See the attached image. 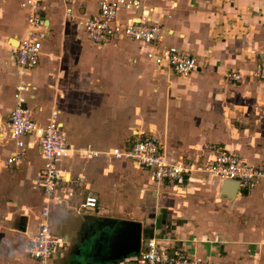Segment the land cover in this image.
<instances>
[{
  "label": "crops",
  "instance_id": "1",
  "mask_svg": "<svg viewBox=\"0 0 264 264\" xmlns=\"http://www.w3.org/2000/svg\"><path fill=\"white\" fill-rule=\"evenodd\" d=\"M22 1L0 0L3 157H9L15 149L7 122L16 106L15 91L21 77L34 86L28 102L36 122L47 124L56 111L57 121L73 149L99 152L97 158L74 156L60 163L81 191L64 206H51L52 231L59 238L71 225L76 233L86 227L90 232L85 233V240L84 233H78L80 238L74 248L72 240L76 233L70 237L63 235L66 243L50 264H84L88 260L107 264L103 258L108 250L103 247L106 241L103 240L100 252L90 243L92 238L99 237L92 235L96 225L107 221L118 223L121 230H126L121 221L134 223L130 225L133 233L127 237L130 246L140 224L141 246L154 239L181 247L204 264H212L214 255L222 257L215 251L229 248V242L236 243L230 246L235 252L230 255L237 256L243 248L238 242L241 235L248 248L258 245L264 249V177L255 189L239 190L235 198L227 199L221 193V179L193 173L183 184H156L150 181L146 170L110 154L113 148L126 149L134 141L157 133L170 162L211 163L215 149H223L243 157L264 173V83L235 82L226 76L229 70L249 72L256 66L259 53L264 52V0H141L150 10L152 21L163 28L160 45H176L195 55L198 70L187 80L147 58L148 52H153L152 46L124 39L104 45L86 40L84 30L70 20L67 9L72 8L75 19L85 20L98 13L100 0H73V6L63 0H47L40 14L46 19L50 39L44 44L39 66L22 76L13 54L28 28V10L20 7ZM136 15L121 10L119 19L125 22ZM67 31L71 38L80 35L86 42H61ZM137 123L142 127H137ZM26 141L24 161L13 167L19 169L12 177L15 190L9 193L15 205L6 204L8 211L0 222L5 229L19 218L18 227L13 229L16 235L12 237L22 244L37 232L40 212L46 206L45 198L33 186L43 164L40 151L35 140ZM211 146L215 149L208 150ZM155 189L177 194L158 198ZM89 192L98 197V212L76 215L71 209L78 203L76 197L82 201ZM165 198L173 204L169 210L182 206L187 213L184 217L169 218L162 229L158 226L165 225L164 222L154 223L155 216L151 213L150 218L143 208L151 205L159 209L160 199ZM106 209L119 213L105 216ZM120 211L130 215L120 217ZM241 219H245L243 225L234 223ZM180 225L191 227L189 235L175 233ZM4 232L0 239L6 238ZM1 245L7 246L0 258L12 257L8 244ZM21 254L18 250L11 261L40 264ZM223 262L227 264L221 258L220 264Z\"/></svg>",
  "mask_w": 264,
  "mask_h": 264
},
{
  "label": "built area",
  "instance_id": "2",
  "mask_svg": "<svg viewBox=\"0 0 264 264\" xmlns=\"http://www.w3.org/2000/svg\"><path fill=\"white\" fill-rule=\"evenodd\" d=\"M47 0H23L20 7L28 10L26 16L27 32L13 50L14 61L23 76L39 66L42 50L50 39L46 19L40 14L41 6ZM72 5L73 0H63ZM98 13L85 19L77 20L83 27L87 39L95 44L104 45L117 40H130L154 47L152 59L159 67L169 68L181 80L189 79L198 70V61L192 51L176 45H160L163 28L150 18V10L141 0H100ZM73 6V5H72ZM121 10L136 12L135 17L122 22ZM70 19L72 8L67 9ZM227 78L235 82L256 81L264 83V52L259 53L256 66L249 72L229 70ZM34 86L20 78L16 86V106L11 111L7 126L15 149L3 162L10 169L23 163L28 150L27 138L35 140L40 157L41 169L33 182L34 188L41 192L46 200L39 215L37 232L27 240L26 252L29 258L40 264H50L53 256L63 245L51 228V206H64L74 195L80 194V186L72 181L60 168L64 159L74 156L83 159L97 158L99 152L92 149L75 150L68 143L65 131L57 121L58 112H52L50 121L40 125L33 119V110L28 102ZM117 160H129L136 167L146 170L152 183L183 184L193 173L203 174L208 178L232 180L239 183V190L255 189L264 173L262 169L250 165L243 157L223 151L214 153L211 163L197 164L184 161H168L161 142L154 135H147L134 141L126 149L113 148L110 151ZM99 200L94 193H88L83 200L73 207L76 215H93L98 212ZM120 264H204L197 256L178 246L159 243L154 239L142 245L139 252L127 257Z\"/></svg>",
  "mask_w": 264,
  "mask_h": 264
},
{
  "label": "rangeland",
  "instance_id": "3",
  "mask_svg": "<svg viewBox=\"0 0 264 264\" xmlns=\"http://www.w3.org/2000/svg\"><path fill=\"white\" fill-rule=\"evenodd\" d=\"M72 22L74 23H78L77 22V19H70ZM82 27V26H81ZM83 29V27H82ZM69 31H67V34H65L63 36V38L60 40L61 42H64V43H67V42H78V43H82V41L86 42L87 37H86V40L80 36V35H77V36H73L74 38H71V35L72 34H68ZM89 41V40H88ZM152 51L154 52V49H152ZM150 52H148L147 54V58L149 59H152V56L153 54H149ZM98 56L96 55V58ZM98 59V58H97ZM154 61V60H153ZM155 62V61H154ZM96 63V62H94ZM94 63H91L92 66H94ZM134 63V62H132ZM156 64V63H155ZM114 67V66H113ZM119 67V66H117ZM130 70V69H129ZM150 109V108H147V110ZM149 114V112H148ZM140 115V114H139ZM145 116V114H143V117ZM137 127H142V124H139L137 123ZM150 127V126H149ZM157 134V133H156ZM155 134V136L157 137V135ZM158 138V137H157ZM158 140L160 141V139L158 138ZM215 148H212L211 147H208V150H213ZM206 150V151H208ZM225 150L223 149H215V152L214 153H218V152H223ZM6 157H3V152L0 151V222L2 220V215L5 214L6 215V212L8 211V208H6V204L7 203H12L13 204L15 203L13 199L9 198V193L10 192H13L15 190V187L13 186V183L12 182V177L13 175L15 174V172H17L19 169L17 168H12V169H6L5 166L2 164L3 161L5 160ZM148 181V180H147ZM261 183V182H260ZM259 183V184H260ZM154 186V185H153ZM156 188V187H155ZM168 193V194H166ZM155 194L156 196L159 198L161 196H173L174 194H177V193H174L173 191L171 190H167L166 191H163L161 190L160 192L157 191L155 189ZM76 201L79 203L81 201V198L80 197H76ZM179 202V201H178ZM15 205V204H14ZM173 204L170 203V200H168L167 198H165L164 200H161L160 199V203H159V209L155 206V208H153V206L149 205L146 209L143 208V211L144 213H149V217L152 218V214L155 216L153 217V220H154V223H157L160 221H163L165 225H161V226H158L162 229L166 228V224L168 222H170L169 218H174V217H184L183 214H186V210H183V207L182 206H177L175 207L174 209H171L169 210L168 208H171ZM11 207H14L13 205ZM173 208V207H172ZM159 211V212H158ZM119 213V210H109V209H106V211H104V214L105 216H116L117 214ZM120 215L118 216H122V215H130V213L126 214V212H121L120 211ZM152 213V214H151ZM96 214V213H95ZM158 214V216H157ZM17 220H13L12 221V224L9 226V228H2V224H0V233H2L3 231H5L4 233H7L6 235V238H2L0 239V254L3 253L4 251V248L7 246H3L1 245L2 242H5L6 244H8V247L7 249H10V251L13 253V256L12 257H1L0 258V264H14L15 261H11L13 257H15L17 255V252L18 250H21L22 254L21 255H24V256H28L27 255V252H26V248H27V240L26 242H23V244L17 240H15V238L12 237V235H16V232L13 231V229L15 227H18V223H20L19 221V218H16ZM152 220V219H151ZM234 222V220H233ZM245 222V219H241V220H235L234 223H237L239 225H243ZM149 223V222H148ZM73 227L72 225L70 227L66 226L65 229H68L66 231H64V234L63 233H60V237L61 239L63 240V245L66 243V241L62 238L63 235H67V236H72L76 233V230L72 228ZM146 227V225H145ZM189 230H188V229ZM190 226H178L176 227L175 229V233H177L178 235H189V231H190ZM252 227H250L249 229H251ZM70 229V230H69ZM89 230V229H88ZM95 229H93L94 231ZM90 231H87V227L81 231H77L76 233V236L74 237V239L72 240L73 241V247L74 248V245H76L77 243V240L80 238V236L77 237V234L79 233L82 234L84 233V240H85V233H89ZM187 233V234H186ZM191 233V232H190ZM5 235V234H4ZM114 239V235L113 236H109L108 239H105L106 241V244L105 242L100 238V237H94L92 238L91 240V244H93L94 246H96V249L95 250H99V252L101 251V245L105 244L103 247H107L108 250L106 251V254L107 255H104L103 258H107V257H110V251H109V246H110V243L112 242V240ZM242 240V235L240 236V240L238 241L239 244L241 245V248H242V245H243V248L240 249L238 251V255L237 256H234L232 257L230 254H235L234 250L230 249V246L233 247L236 245L235 242H229L228 243V246L229 248H218L217 251H215L217 253H220L222 257H219L217 255H214V258H213V263L212 264H220V259L223 258L225 259L226 263L227 264H264V249H260L258 245L255 246L254 249H252V247L248 248V243H243L245 241H241ZM9 241V242H8ZM65 241V242H64ZM147 242V241H146ZM145 242V243H146ZM142 244V245H145ZM230 244V245H229ZM81 245H84V244H81ZM80 245V247H81ZM89 245V243H88ZM227 246V245H226ZM94 249H91V251H93L94 253H96ZM139 252V251H138ZM138 252H136L134 255H136ZM53 257H56V256H53ZM213 257V256H212ZM219 258V260L217 259ZM88 261L90 263H88ZM87 262H83L84 264H94V262L91 260H88ZM107 264H120L119 261H111V262H108ZM222 264H225V262H223Z\"/></svg>",
  "mask_w": 264,
  "mask_h": 264
},
{
  "label": "water",
  "instance_id": "4",
  "mask_svg": "<svg viewBox=\"0 0 264 264\" xmlns=\"http://www.w3.org/2000/svg\"><path fill=\"white\" fill-rule=\"evenodd\" d=\"M238 191H239V183L237 181L224 180L222 182L221 193L227 199L235 198ZM88 219L86 220V222L91 223L90 220ZM121 224L126 225L125 226L126 230H120L118 228L114 229L115 236L109 246L111 255L107 262L111 260V261H119V263H121L124 259H126L130 255H133L134 253L138 252L141 247V231H140L141 226L140 224H137V234H135L134 236L135 242L132 243L131 246H130V243L127 237L129 234L131 235L133 233L130 231V228H131L130 225L134 223L127 222V221H121Z\"/></svg>",
  "mask_w": 264,
  "mask_h": 264
},
{
  "label": "flooded vegetation",
  "instance_id": "5",
  "mask_svg": "<svg viewBox=\"0 0 264 264\" xmlns=\"http://www.w3.org/2000/svg\"><path fill=\"white\" fill-rule=\"evenodd\" d=\"M115 228H118V229L121 230V227L118 226V223H114L112 221H107L104 224L99 223L98 225H96L95 230L93 231L92 235H97L98 234V236L102 240L105 241V239L108 238L109 236H113V235L115 236V233H114V229ZM109 258L110 257H107L105 260L108 261ZM109 262H111V260Z\"/></svg>",
  "mask_w": 264,
  "mask_h": 264
},
{
  "label": "bare ground",
  "instance_id": "6",
  "mask_svg": "<svg viewBox=\"0 0 264 264\" xmlns=\"http://www.w3.org/2000/svg\"><path fill=\"white\" fill-rule=\"evenodd\" d=\"M16 45H18V42L16 43ZM16 45H15V46H16Z\"/></svg>",
  "mask_w": 264,
  "mask_h": 264
}]
</instances>
